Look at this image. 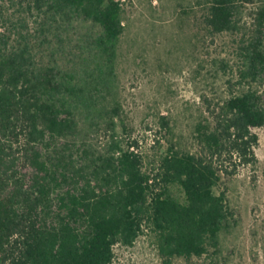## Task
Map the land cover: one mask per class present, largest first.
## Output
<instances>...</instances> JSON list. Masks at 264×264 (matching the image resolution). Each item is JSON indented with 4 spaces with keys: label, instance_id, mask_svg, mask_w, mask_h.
<instances>
[{
    "label": "trees",
    "instance_id": "16d2710c",
    "mask_svg": "<svg viewBox=\"0 0 264 264\" xmlns=\"http://www.w3.org/2000/svg\"><path fill=\"white\" fill-rule=\"evenodd\" d=\"M5 1L14 4L0 0V264H113L115 245L131 246L146 231L167 261L216 246L228 206L225 192L214 189L236 174L237 163L256 160L253 129L264 130L263 91L249 86L213 107L195 126V152L170 141L146 159L126 125L125 136L114 133L116 108L106 121L112 134L96 148L83 131L94 112L102 113L101 101L87 100L79 113L82 90L59 59L60 31L72 18L101 29L93 42L102 83L124 32L119 1L17 0L39 19L34 39L25 18L14 23L5 16ZM245 1L252 2L207 1V35L245 28ZM251 14L239 44L238 82L247 84L264 77V3ZM159 125L172 133L165 115Z\"/></svg>",
    "mask_w": 264,
    "mask_h": 264
},
{
    "label": "rangeland",
    "instance_id": "374dc122",
    "mask_svg": "<svg viewBox=\"0 0 264 264\" xmlns=\"http://www.w3.org/2000/svg\"><path fill=\"white\" fill-rule=\"evenodd\" d=\"M13 1L12 5L4 2L3 13L14 23L19 17L25 18L34 39L39 19L35 12L29 13ZM117 1L123 11L124 32L116 44L112 66L105 70V79L102 76L103 85L97 84L102 69L93 42L101 29L72 18L64 20L60 31L64 48H58L59 59L63 67L73 71L69 73L71 85L82 90L77 99L79 113H85L87 100L101 101L102 113L94 112L93 122L83 131L96 148L105 147L112 134L106 121L111 109L116 108L114 133L125 136L122 127L126 125L128 132L140 140L138 149L146 159L163 153L170 141L183 151L195 152V126L213 107L249 86L264 93V77L252 84L238 82L243 65L239 44L247 38L242 34L253 22V7L264 0L242 4L246 26L240 32L213 36L207 35L203 23L209 0ZM50 38L57 47L56 38ZM106 85L108 88H103ZM161 115L167 117L171 134L161 130ZM253 131L258 136L256 160L237 163L236 174L223 176L214 189L215 193L225 192L228 206L216 246L200 257L167 261L160 255L153 234L146 231L131 246L115 245L113 264H264V130L259 127ZM170 189L184 200L179 186Z\"/></svg>",
    "mask_w": 264,
    "mask_h": 264
}]
</instances>
